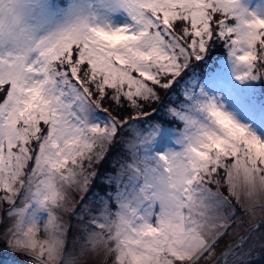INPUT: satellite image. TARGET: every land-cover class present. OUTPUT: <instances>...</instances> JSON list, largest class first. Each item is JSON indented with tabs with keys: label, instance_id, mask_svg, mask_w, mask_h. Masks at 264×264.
I'll return each mask as SVG.
<instances>
[{
	"label": "snow or ice",
	"instance_id": "snow-or-ice-1",
	"mask_svg": "<svg viewBox=\"0 0 264 264\" xmlns=\"http://www.w3.org/2000/svg\"><path fill=\"white\" fill-rule=\"evenodd\" d=\"M224 73L264 84V0H0V239L26 264H201L243 214L214 264H247L264 108Z\"/></svg>",
	"mask_w": 264,
	"mask_h": 264
},
{
	"label": "rangeland",
	"instance_id": "rangeland-1",
	"mask_svg": "<svg viewBox=\"0 0 264 264\" xmlns=\"http://www.w3.org/2000/svg\"><path fill=\"white\" fill-rule=\"evenodd\" d=\"M253 3L259 2V0H252ZM218 66V70H224L225 68V56L221 58ZM198 76H202L203 73L200 71L196 72ZM225 88L231 94L233 99L230 101V106L236 108L241 115H246L249 111L260 110L264 108V84L256 82L255 84H240L232 80L227 73H224ZM176 97L173 96L172 100ZM126 159L127 154L123 152H112L109 154V159L105 167L111 168L113 162H119L121 159ZM104 189L96 187L94 189V194L99 195ZM78 199V198H77ZM91 200V197L89 198ZM264 218V212L257 211L256 219ZM67 219V217H66ZM73 223V234L70 237L71 240L76 239V234L78 232V226L75 221ZM249 218L247 216H236L231 221V226L228 228L226 234L219 240L216 245L215 253L210 260H203L201 264H214V262L225 252L229 245L235 244L241 236L248 235L245 231L248 226ZM2 231V229H0ZM264 230L260 233H253L249 238V244L251 245V254L246 257L247 264H264V247L261 246V240H264ZM259 237V239H258ZM0 260L6 261L1 262V264H26V259L22 255L13 252L8 248L7 244L0 239ZM246 248L248 245L245 246ZM233 257L228 258V264H231ZM220 264H224L223 261Z\"/></svg>",
	"mask_w": 264,
	"mask_h": 264
},
{
	"label": "trees",
	"instance_id": "trees-1",
	"mask_svg": "<svg viewBox=\"0 0 264 264\" xmlns=\"http://www.w3.org/2000/svg\"><path fill=\"white\" fill-rule=\"evenodd\" d=\"M222 53H224L223 48H221V47L215 48L213 50L212 60L209 62V64L207 66H203L202 68H197L196 72L200 71V73H204V72L208 71L209 68H212L213 70H218L217 64H219L220 61L222 60L221 59L223 57ZM173 96H170L169 99H173ZM0 246L5 247L4 245H0ZM1 262H6V261L0 260V264H1Z\"/></svg>",
	"mask_w": 264,
	"mask_h": 264
}]
</instances>
